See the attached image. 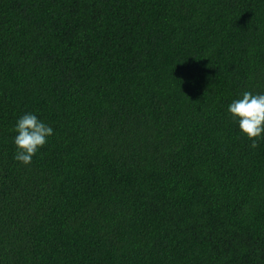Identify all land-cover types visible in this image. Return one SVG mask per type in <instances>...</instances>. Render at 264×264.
I'll return each mask as SVG.
<instances>
[{
  "label": "trees",
  "instance_id": "trees-1",
  "mask_svg": "<svg viewBox=\"0 0 264 264\" xmlns=\"http://www.w3.org/2000/svg\"><path fill=\"white\" fill-rule=\"evenodd\" d=\"M264 0H0V264H264ZM53 135L28 165L13 124Z\"/></svg>",
  "mask_w": 264,
  "mask_h": 264
},
{
  "label": "clouds",
  "instance_id": "clouds-1",
  "mask_svg": "<svg viewBox=\"0 0 264 264\" xmlns=\"http://www.w3.org/2000/svg\"><path fill=\"white\" fill-rule=\"evenodd\" d=\"M227 114L233 119L242 135L257 146L258 139H264V92L243 91L227 106ZM13 159L24 165L31 163L33 156L43 147L53 127L34 112H24L13 124Z\"/></svg>",
  "mask_w": 264,
  "mask_h": 264
}]
</instances>
